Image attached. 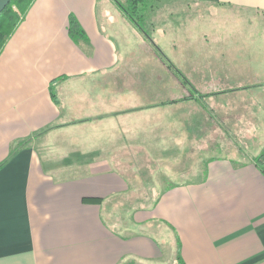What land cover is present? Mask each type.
Returning a JSON list of instances; mask_svg holds the SVG:
<instances>
[{
	"label": "crops",
	"instance_id": "0c3cea01",
	"mask_svg": "<svg viewBox=\"0 0 264 264\" xmlns=\"http://www.w3.org/2000/svg\"><path fill=\"white\" fill-rule=\"evenodd\" d=\"M175 1L206 22L28 7L0 51V264H264V0Z\"/></svg>",
	"mask_w": 264,
	"mask_h": 264
},
{
	"label": "rangeland",
	"instance_id": "374dc122",
	"mask_svg": "<svg viewBox=\"0 0 264 264\" xmlns=\"http://www.w3.org/2000/svg\"><path fill=\"white\" fill-rule=\"evenodd\" d=\"M120 1L123 5L127 4L126 0ZM144 13V19L147 23L149 33H151V28L153 26L161 27L163 23L167 22L178 24L177 28H181V31L186 33L188 32L186 30H188L189 27H192L199 23L204 24V22H206V16H208V8L204 5L188 4L183 1L177 2L175 0H153L151 7L147 6ZM149 47L150 57H152V53L159 52L158 47L151 39L149 40ZM180 51L182 53H203L204 47L199 43L198 40H195V42H189V40L187 39V43H183ZM170 65L173 67V64ZM150 70H152V68H150ZM199 92L202 95H205L203 90L200 89ZM144 192L147 193L148 191Z\"/></svg>",
	"mask_w": 264,
	"mask_h": 264
},
{
	"label": "trees",
	"instance_id": "16d2710c",
	"mask_svg": "<svg viewBox=\"0 0 264 264\" xmlns=\"http://www.w3.org/2000/svg\"><path fill=\"white\" fill-rule=\"evenodd\" d=\"M33 0H10L6 7L0 12V51L3 48L6 41L9 39L18 23L24 17L28 7ZM127 4L123 5L121 1L114 0L116 5L120 8L122 13L132 22L138 30L145 34L141 20H145V10L147 6L152 5L153 0H126ZM68 34L75 43H86L87 37L84 30L79 25L77 20L70 16L68 19ZM176 71H178L176 69ZM179 72V71H178ZM183 84H187L191 87V84L185 76L180 72ZM262 156V155H261ZM260 156V157H261ZM259 157V158H260ZM259 160V159H258Z\"/></svg>",
	"mask_w": 264,
	"mask_h": 264
},
{
	"label": "water",
	"instance_id": "95a60500",
	"mask_svg": "<svg viewBox=\"0 0 264 264\" xmlns=\"http://www.w3.org/2000/svg\"><path fill=\"white\" fill-rule=\"evenodd\" d=\"M10 0H0V12L6 7Z\"/></svg>",
	"mask_w": 264,
	"mask_h": 264
}]
</instances>
